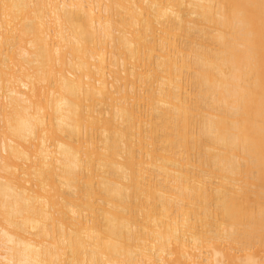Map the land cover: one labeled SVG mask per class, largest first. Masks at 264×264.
I'll list each match as a JSON object with an SVG mask.
<instances>
[{"label":"bare ground","instance_id":"6f19581e","mask_svg":"<svg viewBox=\"0 0 264 264\" xmlns=\"http://www.w3.org/2000/svg\"><path fill=\"white\" fill-rule=\"evenodd\" d=\"M0 264H264V0H0Z\"/></svg>","mask_w":264,"mask_h":264}]
</instances>
